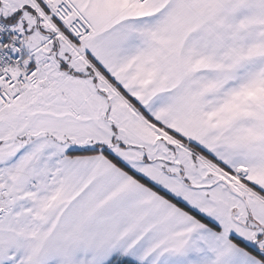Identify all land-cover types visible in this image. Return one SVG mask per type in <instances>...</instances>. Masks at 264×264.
Returning a JSON list of instances; mask_svg holds the SVG:
<instances>
[{"label": "snow or ice", "instance_id": "1", "mask_svg": "<svg viewBox=\"0 0 264 264\" xmlns=\"http://www.w3.org/2000/svg\"><path fill=\"white\" fill-rule=\"evenodd\" d=\"M0 264H264V0H0Z\"/></svg>", "mask_w": 264, "mask_h": 264}]
</instances>
